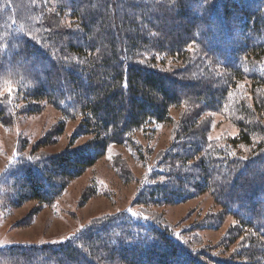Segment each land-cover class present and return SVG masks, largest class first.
<instances>
[{
  "label": "trees",
  "instance_id": "16d2710c",
  "mask_svg": "<svg viewBox=\"0 0 264 264\" xmlns=\"http://www.w3.org/2000/svg\"><path fill=\"white\" fill-rule=\"evenodd\" d=\"M68 20L76 29L66 27ZM49 26L54 31H45ZM166 56L181 64L173 60L168 67ZM260 63H264V0H0V81H14L31 106L49 99L78 112L82 129L94 136L87 147L54 158L48 173L40 177L34 172L37 178L28 174L25 186L37 199L47 200L56 189L49 178L53 174L66 179L81 175L110 143L130 140L134 132L156 121H170L172 106L188 101L220 110L237 81L245 77L264 88ZM240 107L254 120V109L245 102ZM256 107L264 114L263 92ZM3 113L0 108V116ZM184 129L186 134L191 130ZM243 130V139L232 141L235 147L254 144L255 130H262L261 143L250 155H233L234 148L225 146L196 156L193 185L204 179L224 214L239 223L222 246L244 235L243 241L253 249H243L241 256L264 264V126L243 123ZM162 189L163 196L157 189L146 195L160 202L189 194ZM81 237L84 245L76 244L78 237L61 247L15 249L10 260L209 264L207 258L214 264H247L208 255L190 246L193 238L188 242L149 219L111 217Z\"/></svg>",
  "mask_w": 264,
  "mask_h": 264
},
{
  "label": "rangeland",
  "instance_id": "374dc122",
  "mask_svg": "<svg viewBox=\"0 0 264 264\" xmlns=\"http://www.w3.org/2000/svg\"><path fill=\"white\" fill-rule=\"evenodd\" d=\"M68 25L67 28L76 29L69 20ZM50 29L45 31H54ZM50 36L51 33L46 39ZM173 60L179 62L166 56L168 67ZM245 78L248 79L237 81L220 110L185 101L170 108V121H156L134 132L130 140L110 143L96 163L81 175L66 179L53 174L49 178L56 189L47 200L29 195L25 186L30 181L28 174L40 173L41 177L48 173L54 158L87 147L94 142V136L84 132L78 112L66 110L58 101L49 99L31 106L23 100L16 83L3 78L0 81V108H4V115L0 116V264H16L9 256L15 249L61 247L78 237L76 244L84 245L81 235L111 217L131 221L149 219L167 226L188 242L193 238L190 246L202 248L208 255L254 264L251 256H241L243 249H253V244L243 241L244 235L222 246L239 223L224 214L216 193L204 179L199 178L200 183L195 187L196 180L192 178L198 163L196 156L207 155L209 149L227 146L234 148L233 155H250L253 147L261 143L262 130L251 132L255 145L241 143L235 147L232 143L243 139V123L264 126V114L256 107V99L259 100L264 88ZM243 102L255 110L254 120L240 107ZM185 126L191 128L187 134ZM162 187L189 194L160 202L146 195L157 189L163 196ZM85 245L90 244L86 241Z\"/></svg>",
  "mask_w": 264,
  "mask_h": 264
},
{
  "label": "snow or ice",
  "instance_id": "6c2138e0",
  "mask_svg": "<svg viewBox=\"0 0 264 264\" xmlns=\"http://www.w3.org/2000/svg\"><path fill=\"white\" fill-rule=\"evenodd\" d=\"M70 239V238H69Z\"/></svg>",
  "mask_w": 264,
  "mask_h": 264
}]
</instances>
